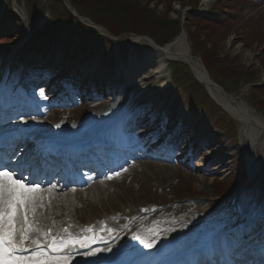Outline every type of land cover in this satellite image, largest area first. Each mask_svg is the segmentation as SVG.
I'll use <instances>...</instances> for the list:
<instances>
[{
    "label": "rangeland",
    "instance_id": "374dc122",
    "mask_svg": "<svg viewBox=\"0 0 264 264\" xmlns=\"http://www.w3.org/2000/svg\"><path fill=\"white\" fill-rule=\"evenodd\" d=\"M56 1L61 2L66 12L76 19V21L80 19L75 17L76 13L79 17L87 16L85 12L74 9L72 3L68 0H43V3H40L42 7L44 5L42 11L40 13L35 11L36 16L34 17L32 15L30 21L27 20V16L24 14L25 4H23V1L18 2L17 0H12L10 5L14 6L15 12H17L23 20V25L15 29L9 26L7 16H0V38L5 39V37H9V45L0 50V97L7 98L10 96L8 95L10 90L17 95L18 91H22L21 89L25 90L29 82L35 83L36 79L34 78L38 76V72H34L36 71L35 68L44 69L41 65L46 61L48 58L47 56L52 59V62L48 63V67L51 68L50 74L52 76L50 75L48 78L58 80V84L55 85H52L50 82L51 80H49V87L52 85V88L60 89L65 86L66 80L69 78L75 79L78 77L80 81L85 78L88 79V73L86 74L84 71H78H80L81 68L85 70L87 66H94L95 68L92 67L93 74L98 75L99 78L97 77L98 81L92 82L91 88H96L97 85H101L102 83L103 85L101 86L104 87V83H107L106 80H110L111 76L109 74L113 68V66L110 65L112 61L115 60L117 63H120L121 59L126 56L123 55L121 57L120 54V50H122L124 45L128 44V46L132 48L136 46L133 50L138 54H142V52L146 51L145 48H148L146 43L135 44L136 41L134 40V36L133 38L128 37L125 39L123 35L121 38H118L119 41L117 40L120 42L119 45H115L112 50H107L104 53H102L101 50H99L98 53H90L85 59L80 58L77 65H71L70 69L67 67L70 63V57L71 55H76L78 51L73 45H71V50L68 54H62V48L59 44H48L44 49L39 50L41 51V56L36 57L31 53L30 46L32 40L36 33L42 34L44 32L46 24L49 22L51 15H53L50 3ZM131 2L139 4L140 6L147 5L148 10L152 12L155 11L157 17H165L169 21L179 22L180 29L178 28V34L184 35L185 46L188 47L189 51L196 59H202L204 64L205 55L210 51L215 56V59H212L213 65L211 63L208 67V70L211 71L209 75L212 81L216 82L215 80H217V78L215 75L220 76L222 73L227 75L228 70L225 68L230 67L237 72L246 71L248 74L251 73V78H254L255 84H253L250 89L262 87V85H264V0H253L254 3L251 1L247 3V0H231L230 2L238 3L235 12L232 13L231 16H228V18L232 19V22L226 24L228 19L220 20L219 23L221 24L218 25V27L206 26L201 22V19H199L201 15L195 14L196 11L202 10V0H187L186 2L180 0H131ZM195 2L196 7L199 6L201 8L198 7L199 10L196 9L194 11L190 5H194ZM5 4L4 2L3 5ZM211 5L212 3L208 6L210 7ZM70 7L73 8L76 13L74 10L72 11ZM190 12H195L193 13L195 19L190 18L191 16L188 14ZM42 18L43 21L40 22ZM80 21L82 22L81 19ZM80 21L78 22L83 25V22L81 23ZM86 26L84 27L87 28ZM98 33L103 35L106 34L102 30H98ZM198 44L202 45V47H199ZM133 50L130 53L133 54ZM195 52H199L201 58L199 55H196ZM22 64H24L23 66L27 65V68L24 73H19V67ZM54 64H59V66L53 67ZM101 64L107 65L108 67L111 66L110 71L106 72V70L105 72H101ZM177 65H180L182 68L186 66L180 62H171L169 64L171 78H169L168 83L170 84L163 90V94L167 97L162 98L167 100L165 104L166 107L158 114L157 126L154 127L159 129V133H166L172 129L171 125L174 122V125L180 126L182 129L195 136L197 138V143H204L206 145H203L202 148L197 147L195 149L192 145L190 146V141L181 140L178 145L176 144V147H178L177 150L181 148V153H177L175 161L169 164L158 163L150 159H145V157L143 158L144 151L146 154H149V149H161L160 146L162 143L158 142V140L152 141L153 133L151 132L139 134L137 138L134 136L132 137L130 133L132 132V128H130V131H126L127 128L125 127L126 121L130 119L131 116L127 119H124V117L136 110L145 108L148 103L159 101L161 95L157 93L159 89L146 97L138 95L136 103L131 105L133 107H125L120 113L118 120L110 126L109 132L107 130L102 136L112 139L109 142L113 146H115V143H113V135L118 133L119 136H128L127 139L132 144L135 143L133 148L142 157H140L136 163L128 166L123 172L117 173V177L109 181V183H113L116 187L115 190L112 191L115 193V197H109L108 202L105 204L102 203L103 205H101L94 202L92 198L88 200L86 205L76 202V204H74L76 210L75 214H73V217L71 216L73 221H75L74 223H76L77 218L82 223L87 224L88 222L92 224L95 220L99 221L100 218H107L105 227L115 232L117 225H115L112 219L116 218L120 225L126 216V220L128 221H139L141 224L140 227L142 226V228H146L147 226L152 227L153 225H157L159 226L158 228H160L161 226L162 229L165 228L166 232L163 231L162 233V231H160L155 233L157 238L154 239L155 243L162 237L161 240H167V247L165 248L174 249L176 254L180 255L185 253V251L200 250L206 237L213 235L219 236L229 231L228 229L234 231L236 235L242 236V232L240 233L237 229V226L241 224L244 225L243 228H246L248 224L254 223L255 221L257 223L259 222V225L256 226L257 229L256 227L254 229V226L252 227L254 231H252L251 236L255 234L258 235V233L264 234L261 229V225H264L263 213L261 211L264 210L262 208L264 204L259 203L257 207L253 205L250 208L251 212H247L241 202L247 198L248 189L251 187L259 192L258 199L260 201L263 199L264 202V138L260 137L256 141L257 151L261 154L262 158L260 159L259 157L255 163L251 164L252 177L246 180L244 185L235 187V181L238 180V177L243 174L245 167H247L243 152L241 151L242 144L240 142V135L238 134V125V138L231 139L226 135H220L215 128L210 129L201 125L202 123L200 124L199 117L191 111H189L191 113L187 114V116H180V112L174 109L175 98H177L178 94L172 89L173 84L176 85L177 83L178 85V82H181L179 80H182V78L179 79L181 74L177 76L178 72L183 73L181 67L179 68ZM176 67L179 68V70H177ZM145 71V74L151 71L154 72L155 66H150ZM73 72L76 73L74 74L76 77L73 76ZM101 73L104 75L103 80L100 78ZM78 75H80V77ZM173 78H176L175 82H173ZM140 79L142 78L135 77L129 81L135 82ZM233 80L235 81V79ZM115 81L117 82L116 79ZM123 81L124 80L118 81L119 85L125 82ZM143 84L146 88L157 87L156 84L154 85V79L151 77L147 78ZM49 87L46 88L48 92L47 100L44 99L46 91L41 92L43 95L39 93V95L34 96V99L42 105L43 110H48L46 114L34 120L36 121L34 123L39 127H51L52 125L55 127L64 126L66 129L73 128L74 125L82 124L95 115L104 114L107 107L113 103L115 97H113L111 92H107L108 87H104L101 92L98 91L96 93L95 91L92 93L93 99L89 100V102H85L83 98H79L74 104L68 105L69 107L61 106V108H56L50 105L55 99L52 90L49 92ZM248 90L249 85H242V87L238 89V92L234 91V93H232V96L245 102L253 112L262 118L256 106H253L250 101H248ZM206 105L210 106V103L207 101ZM143 112H145V110H143ZM119 124H121V129L116 131V127ZM139 125H141L140 121ZM129 127H132V124H130ZM138 127L139 126L136 127L137 129L135 132L140 130L141 126L139 129ZM237 146L241 147L236 149ZM177 150L174 151L177 152ZM211 157H215L216 161L222 159L223 162H225L226 169L222 171L221 167H216L218 163L210 161ZM161 166H164V169ZM226 187L228 190L224 191ZM184 190L186 191L185 195L183 194ZM220 193L224 195L220 196ZM183 197L191 198L179 201ZM199 203L203 204L202 209H200L202 211L211 209L213 208L212 205H216L215 213L208 217L205 215L204 217L202 216L204 212H202L200 216L194 218L193 224L188 223L192 224L191 226L184 225L183 221L186 217L192 216L193 218L194 214H196L195 206ZM130 209H132V211H130ZM207 219L217 220L215 227L216 232H211L214 227H212V229H210V227L206 230L204 229L208 224ZM174 223H176V225H174ZM100 226L101 225L98 224V226H95L94 230L98 231ZM193 230H196L198 235H192V240L191 238L187 239L184 233L191 235L190 233ZM102 234L104 235V231L100 233V235ZM175 235H179L180 238L182 237L179 242H182L183 245L173 243L172 238ZM232 238L233 237H228L230 240ZM149 240H153V238ZM244 242L245 241H243V243ZM133 248L134 247L131 246L128 250ZM142 252L153 253L155 252V248L147 249L142 246L139 253Z\"/></svg>",
    "mask_w": 264,
    "mask_h": 264
},
{
    "label": "bare ground",
    "instance_id": "6f19581e",
    "mask_svg": "<svg viewBox=\"0 0 264 264\" xmlns=\"http://www.w3.org/2000/svg\"><path fill=\"white\" fill-rule=\"evenodd\" d=\"M214 0H202V6L209 5ZM43 21V18L40 20V22ZM135 41L139 42L136 44H144L146 43L148 48H145L146 52L149 56L152 57L153 65L155 66V71H151L146 73L142 79L130 82L125 81L123 84L118 85L120 88V93L117 95L118 97L113 101L112 104H110L109 107H107L104 114L95 115L92 118H90L88 121L83 122L82 124H76L73 126V128L66 129L64 126L61 128H57L55 126L51 127H38L37 125L33 128L30 134H33L35 139L34 141L41 143L40 137L45 134L46 136H53V139L57 137V139L63 141V140H71L74 141H80L84 143V141L87 142H94L95 139L100 138L102 134H104L108 128H110L109 124L115 122V120L118 119L119 114L123 111V109L126 108H132V104L136 103L138 95H151L153 94L157 89H159V92H157L159 95V101L156 102V104L151 105L152 108H154L153 112H151V115L154 116V119L152 118L154 124H150L149 129L144 130L143 133H158V128L154 127L156 126L158 114L161 113L162 110L166 107V99H162L164 97H167L165 94H163V90L165 87H167L170 83H168V80L170 78L169 75V64L171 62H181L184 65H188V67L191 69V72H193L195 78L197 81L204 82L206 85L207 91L212 95L214 101L222 107L225 113H227L231 118H233L239 125V134H240V142L242 144V151H244L247 155V161L246 164L250 168L252 167L251 164L255 163L257 159L262 158L261 154L257 151V144L256 141L260 137L264 138V121L253 112L245 102L242 100H239L235 97L231 96H225L223 92H220L217 87L210 81V78L207 77L206 71L203 70L202 65L199 61L194 59L191 55V52L189 51L188 47L185 46L184 43V35H178L174 42L166 44L164 47H157L153 42H151L148 38H138L134 37ZM119 45V44H117ZM131 56H129L127 59H129ZM138 60V59H137ZM137 60L130 59L129 63H126L124 60L122 63H117L115 60L112 61L113 68H119L123 65H126L124 68L126 71H129L130 73L136 72L141 70L140 68H137L135 62ZM146 63L150 65L151 63L149 60H146ZM156 64V65H155ZM92 67L94 66H87L84 71L86 74L88 73L89 76H91V79H96L99 77L98 75L93 74ZM95 68V67H94ZM141 72V71H140ZM84 73V74H85ZM130 73H126L127 77H129ZM117 74V73H116ZM142 74V72H141ZM111 75V73L109 74ZM131 76V75H130ZM153 78L154 79V85L156 84V88H146L143 82L145 83L147 78ZM128 79V78H127ZM57 84V81H53L52 85ZM149 84V83H148ZM47 85V84H46ZM46 87H49L46 86ZM51 88V87H50ZM131 102V103H130ZM130 103V104H129ZM150 111V110H149ZM139 111H135L131 114V117H134V120L136 121V124L139 123L141 120V117L139 116ZM148 117V116H147ZM149 118V117H148ZM147 118V119H148ZM147 121V120H146ZM174 123V122H173ZM172 123L171 130L166 133H159L158 134V142L164 141V139L171 138L173 143L179 144L181 140H188L190 141V146L192 145L195 149L197 147L202 148L203 145L206 144L202 143L199 144L196 142V137L193 136L190 132L182 129L180 126H176ZM154 125V126H153ZM60 132H59V131ZM21 133L27 134V131H22ZM30 134H27V136H30ZM81 144V143H80ZM241 146H237L236 149H238ZM194 149V150H195ZM198 152V151H197ZM259 155V156H258ZM215 157H211L210 161L217 162L216 167H221L222 171L226 169L225 162L223 160L216 161ZM150 166V165H149ZM151 167V166H150ZM164 169V166H161ZM153 168V167H151ZM155 169V168H154ZM252 172V168L250 173ZM101 178L102 176H98ZM95 182V183H93ZM86 184H88L89 187H87L84 191L83 190H72V189H65L60 191V187L58 188H45L41 192V196H43L42 204L43 207H38L36 209V219L40 221V224H43L45 220H43L42 214L44 213V207L46 205L52 207L56 206V210L60 213L61 211H65V214L63 217H61V220L65 223L63 225H66V222L71 225V221L73 218L71 216L75 214V206L77 201H79L81 204L86 205L88 200L91 198L94 199V202H97L101 205L105 204L109 201V197H115V193L112 191L115 190V185L113 183L105 182L103 179L98 180H86ZM51 189L49 192L48 190ZM259 192L256 191L255 188L251 187L248 189V195L247 198L244 199L242 202V206L246 209L247 212H251V207L253 205L258 206L259 203L264 204L263 199L260 201L259 198ZM46 195V196H45ZM45 197V198H44ZM51 197V199H49ZM103 203V204H102ZM203 204L199 203L195 206L196 214H194L193 218L192 216L186 217L184 219V225L191 226L194 223V218L201 215L202 212L205 217V215L213 214L216 211L215 206L212 205L213 208L206 209L204 211L200 210L202 209ZM264 209V206L262 207ZM261 208V209H262ZM132 211V209H130ZM264 213V210H261ZM246 212V213H247ZM54 213V212H53ZM119 215V214H117ZM208 220V219H207ZM113 222L115 225L118 224V221L114 218ZM176 222V221H174ZM193 222V223H192ZM192 223V224H188ZM48 226L50 227L49 223L46 222ZM217 220H209L207 226H205V230L210 227H216ZM56 223H52V226H54L53 231L59 230L60 227H55ZM140 223L138 222H132V220L128 221L126 220V216L124 217V220L120 223V227L116 231V234L113 238H110L109 240H105L103 243L106 246V248H101L102 250L111 248V251H100L95 256L86 255L90 249H78L73 253V259L69 261V264H133V263H143L147 262L150 258L149 255H145V253L140 254V249H142V244L139 240L134 239L133 237H141L142 239L148 241L150 238H153V240L156 238L155 234L156 232H159V230L162 231V229H159L157 225L147 226L146 228L140 227ZM176 225V223H174ZM183 225V226H184ZM48 226L45 227L47 230ZM150 227V228H149ZM62 228V227H61ZM167 230V229H166ZM203 230V229H202ZM244 230H247L244 229ZM165 231V228H164ZM229 232L225 233L228 235ZM191 235L195 236L198 235V232L196 230L191 231ZM147 235V237H146ZM186 238L193 239L191 235H187L184 233ZM149 236V239H148ZM231 238L230 236H227ZM179 238V235H175L172 240L176 241L179 245H183L182 242H178L177 239ZM176 239V240H175ZM251 240L254 242H259L260 240L264 241V236H256L253 237ZM161 239L158 240L160 242ZM165 241V240H164ZM191 243V242H190ZM157 245V244H155ZM133 246L134 248L131 250H128L129 247ZM190 246V245H189ZM188 246V247H189ZM92 247V246H91ZM264 247V246H263ZM98 247H92V249H97ZM117 252L115 251L116 249ZM100 249V248H99ZM247 253L248 248H244ZM126 250V251H125ZM113 251L116 252V254H111V257L109 258L108 255L110 253H113ZM254 251H250V256H253V260H259L261 259V254L258 255L256 253H253ZM258 252V251H257ZM118 253H121V255L117 256ZM76 256V257H75ZM108 257V259H107Z\"/></svg>",
    "mask_w": 264,
    "mask_h": 264
},
{
    "label": "trees",
    "instance_id": "16d2710c",
    "mask_svg": "<svg viewBox=\"0 0 264 264\" xmlns=\"http://www.w3.org/2000/svg\"><path fill=\"white\" fill-rule=\"evenodd\" d=\"M7 1L8 6L6 14L16 18L15 15H12L10 5L12 0ZM17 1H23L29 17L32 15L36 16L35 11L40 13L44 7V5L42 7L40 4L43 3V0ZM68 1L72 3L74 9L85 12L88 19L98 25L103 26L109 33H112L115 36L133 33L138 35L144 34L151 37L159 45H164L165 43L174 39L178 34V28L180 29L179 22L169 21L165 17H157L155 15L156 12L149 11L147 5L140 6L139 4L131 2V0ZM180 1L186 2L187 0ZM2 4L3 0H0V8L3 6ZM50 7L53 15H51L49 22L46 24L44 32L42 34H36L37 37L34 38V43H37L38 41L45 43L58 41L62 43L74 42L80 48L82 53L91 51L94 48L100 47L101 45H110L107 38L100 35L99 33L93 32L91 29L89 30L85 28L83 25L78 23L76 19L66 12L61 2H51ZM190 7L196 9V2L194 5H190ZM214 10H217L216 6ZM188 14L191 16L190 18H194L191 13ZM16 22L18 21L16 20ZM207 24L209 25V23ZM8 45L9 41L0 42L1 49ZM198 46L202 47V45L199 44ZM196 55H199V52H197ZM212 59H215V56L210 51L207 55H205V64L201 59L208 73H211V71L208 70V67L211 65V63L213 65ZM177 67L180 68L181 66L177 65ZM179 68H177V70H179ZM181 69L183 73L178 72L177 76L181 74L179 79L182 78V80H179L181 82H178V85L176 86H178L182 91L183 99H185L187 104H192L199 110L205 109L207 107L206 102L208 101L207 93H205L204 88L200 84L198 85L196 82H194L191 73L188 71L186 66L184 68L181 67ZM225 69L228 70L227 75H225V73L220 74V76L215 75L217 78L215 81L227 92H238V89L242 87V85H249L255 82L254 78H251V73L248 74L246 71L237 72L232 70L230 67ZM175 79L176 78H174V80ZM233 79H235V81ZM250 91L251 92L248 96V101H250L253 106H256L258 112H260L264 117V88H253V90L251 89ZM211 114L213 115L214 119L217 120V124L222 127L221 129L225 128L226 130H230L232 128L228 124L225 115L221 113L218 108L213 107ZM227 190L228 188L226 187L224 191ZM221 195L223 196L224 194L221 193Z\"/></svg>",
    "mask_w": 264,
    "mask_h": 264
},
{
    "label": "snow or ice",
    "instance_id": "6c2138e0",
    "mask_svg": "<svg viewBox=\"0 0 264 264\" xmlns=\"http://www.w3.org/2000/svg\"><path fill=\"white\" fill-rule=\"evenodd\" d=\"M41 192L39 181L26 183L23 175H18L14 169L9 170L0 161V264H69L78 249H90L85 254L91 256L100 251H111L110 247L92 249L93 243L103 239L95 234L92 227L80 233H72L68 228L56 234L50 229L45 230L36 219V209L44 206ZM103 231L110 233L112 230L105 227ZM133 238L139 240L144 248L155 247L154 240L146 241L139 236ZM242 245V236L237 235L230 240L226 234L219 235L210 241V258L203 264H256L244 258L246 249ZM259 264H264V247L261 248Z\"/></svg>",
    "mask_w": 264,
    "mask_h": 264
}]
</instances>
